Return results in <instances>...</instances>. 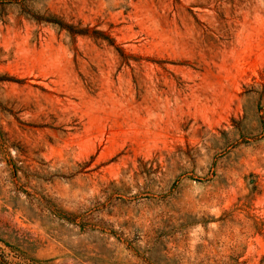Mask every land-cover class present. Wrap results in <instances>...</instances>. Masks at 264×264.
Masks as SVG:
<instances>
[{"label":"rangeland","instance_id":"rangeland-1","mask_svg":"<svg viewBox=\"0 0 264 264\" xmlns=\"http://www.w3.org/2000/svg\"><path fill=\"white\" fill-rule=\"evenodd\" d=\"M0 264H264V0H0Z\"/></svg>","mask_w":264,"mask_h":264},{"label":"trees","instance_id":"trees-1","mask_svg":"<svg viewBox=\"0 0 264 264\" xmlns=\"http://www.w3.org/2000/svg\"><path fill=\"white\" fill-rule=\"evenodd\" d=\"M37 21H44L46 23H50L53 25H56L59 29L65 30L70 36L74 37L76 35H82V36H89L93 39H102L105 42H107V44L109 45H114L113 44V40L104 32L100 31V30H92V32H88L89 30H87V28H74V26L72 24H69L67 22H64L63 20L59 19L57 16L55 15H50L48 17L42 18V20H37ZM118 52H120L119 48H116ZM6 80L9 81H15L13 80V78H5Z\"/></svg>","mask_w":264,"mask_h":264}]
</instances>
